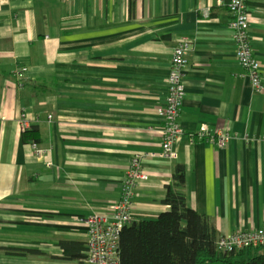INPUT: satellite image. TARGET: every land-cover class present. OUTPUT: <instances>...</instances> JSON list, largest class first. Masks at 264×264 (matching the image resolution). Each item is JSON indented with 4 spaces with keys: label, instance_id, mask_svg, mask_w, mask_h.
<instances>
[{
    "label": "crops",
    "instance_id": "0c3cea01",
    "mask_svg": "<svg viewBox=\"0 0 264 264\" xmlns=\"http://www.w3.org/2000/svg\"><path fill=\"white\" fill-rule=\"evenodd\" d=\"M221 1L0 0V264H84L58 244L85 245L83 221L119 201L141 155L147 178L134 188V222L169 210L162 200L182 166L187 208L218 237L264 227V0H246L260 94L235 60ZM184 38L183 135L170 161L160 157L157 109ZM17 68L26 69L20 88ZM20 114L47 158L22 141ZM201 128L229 142L198 141Z\"/></svg>",
    "mask_w": 264,
    "mask_h": 264
},
{
    "label": "built area",
    "instance_id": "2783aa9c",
    "mask_svg": "<svg viewBox=\"0 0 264 264\" xmlns=\"http://www.w3.org/2000/svg\"><path fill=\"white\" fill-rule=\"evenodd\" d=\"M218 2L222 1L218 0ZM227 11L230 16L228 29L231 31L235 46V60L244 71L252 92L260 94L263 91L261 67L250 45L249 10L246 0H228ZM191 50L192 45L187 38L181 39L173 49L166 79L167 95L163 104L157 109V115L162 122L160 157L170 161L178 159L177 143L183 135L179 118L185 98L184 71ZM25 72V68H17L15 71L14 76L18 88L22 84ZM17 123L21 133L28 131L31 127V121L26 114H20ZM196 140L206 141L218 147H223L229 142L226 133L218 132L216 136L209 137L205 128H201L196 134ZM27 146L36 158H47L50 155L49 150L40 148L35 142L31 141ZM144 157L143 155L135 156L130 160L119 201L108 207V213H93L83 221L87 236L83 252L84 264H119V234L123 227L134 222L132 217L134 188L137 181L147 178L141 168V161ZM45 167H52V162L47 160ZM261 246H264V227L233 232L220 236L216 240V247L222 253Z\"/></svg>",
    "mask_w": 264,
    "mask_h": 264
},
{
    "label": "trees",
    "instance_id": "16d2710c",
    "mask_svg": "<svg viewBox=\"0 0 264 264\" xmlns=\"http://www.w3.org/2000/svg\"><path fill=\"white\" fill-rule=\"evenodd\" d=\"M26 144L38 143V134L30 128L22 136ZM172 184L162 204L169 208L155 219L133 222L119 234V264H264V246L232 253L216 247L218 235L208 220L187 208L182 192L184 170L176 166ZM64 258L83 261L85 245L60 242ZM17 255L14 250H3ZM22 253V252H21Z\"/></svg>",
    "mask_w": 264,
    "mask_h": 264
}]
</instances>
